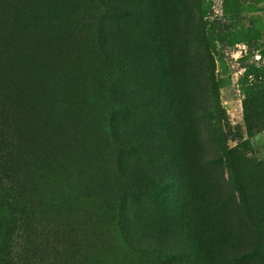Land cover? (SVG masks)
<instances>
[{
    "label": "rangeland",
    "instance_id": "374dc122",
    "mask_svg": "<svg viewBox=\"0 0 264 264\" xmlns=\"http://www.w3.org/2000/svg\"><path fill=\"white\" fill-rule=\"evenodd\" d=\"M0 227L32 264H264V0H0Z\"/></svg>",
    "mask_w": 264,
    "mask_h": 264
},
{
    "label": "trees",
    "instance_id": "16d2710c",
    "mask_svg": "<svg viewBox=\"0 0 264 264\" xmlns=\"http://www.w3.org/2000/svg\"><path fill=\"white\" fill-rule=\"evenodd\" d=\"M165 91H166V99L168 102L169 107L172 106L173 102V96H172V92H171V88L169 86V84H165ZM246 121V125H247V129H252V127L250 126V123L248 122V119L245 118ZM170 128H172V126H170ZM169 128V129H170ZM175 145V141L173 139L172 142ZM177 147H179V145L177 144ZM161 187L163 188V186L161 185ZM18 196V195H16ZM2 228V227H0ZM25 229V228H24ZM22 229V230H24ZM1 241V239H0ZM159 253V252H158ZM159 256L161 257V259H164L162 261H165L166 259L168 260H179L180 258H187V255H184L183 252H181L180 254L177 255V253H173V254H165V253H159ZM178 256V257H177ZM166 257V258H165ZM193 264H198L199 261L197 259V257H195L192 261ZM0 264H32L30 259H25L22 255L19 254V252H5L3 249H1L0 246Z\"/></svg>",
    "mask_w": 264,
    "mask_h": 264
}]
</instances>
